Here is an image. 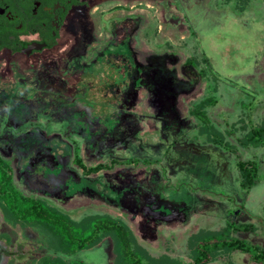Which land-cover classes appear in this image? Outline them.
Masks as SVG:
<instances>
[{"label": "rangeland", "instance_id": "1", "mask_svg": "<svg viewBox=\"0 0 264 264\" xmlns=\"http://www.w3.org/2000/svg\"><path fill=\"white\" fill-rule=\"evenodd\" d=\"M121 2L103 20L108 63L82 68L70 101L36 99L20 113L16 98H0V158L14 185L83 231L100 217L124 223L150 264H188L209 237L264 249V145L240 144L264 126V0ZM90 53L80 59L99 60ZM205 102L208 124L192 114ZM77 157L88 167L122 164L86 175ZM250 160L259 173L246 190L238 162ZM0 209L9 244L23 248L8 264H126L114 235L71 253L45 224L17 219L1 200ZM211 256L209 264H264L226 249Z\"/></svg>", "mask_w": 264, "mask_h": 264}, {"label": "flooded vegetation", "instance_id": "2", "mask_svg": "<svg viewBox=\"0 0 264 264\" xmlns=\"http://www.w3.org/2000/svg\"><path fill=\"white\" fill-rule=\"evenodd\" d=\"M115 1L112 8L102 9ZM121 1L0 0V98L5 101L16 98L23 108L12 111L20 113H25L27 105L30 108L36 99L70 101L85 74L81 69L108 63V60L100 62V58H106L101 46V40L107 36L103 20L110 10L123 6ZM134 31V42L140 47L142 26ZM90 51L99 53V60L80 59ZM31 79L37 83L32 84ZM31 85L34 95L29 91ZM38 180L35 177L34 181ZM57 181L61 179L52 183ZM40 184L43 190L53 192L49 185ZM7 234L2 230L0 217V264H8L22 254L23 248L20 245L13 248L5 237Z\"/></svg>", "mask_w": 264, "mask_h": 264}, {"label": "trees", "instance_id": "3", "mask_svg": "<svg viewBox=\"0 0 264 264\" xmlns=\"http://www.w3.org/2000/svg\"><path fill=\"white\" fill-rule=\"evenodd\" d=\"M190 61V59L187 60V62ZM206 106V102L198 105L193 109L192 114L203 123L208 124L210 121L206 114ZM213 142L224 145L221 140H213ZM240 144L244 147L263 146L264 126L252 127L245 137L240 140ZM136 162L132 161L131 164H135ZM76 163L86 175L97 174L102 171H111L117 164H122L120 161L114 160L111 164L99 163L95 166L88 167L79 157L76 158ZM238 169L241 174V186L246 190H250L257 183L259 173L257 161H240L238 162ZM0 200L8 206L17 219L45 224L65 241V245L71 249V253H78L90 249L103 236L114 235L119 244L120 256L126 264H150L143 259L141 253L134 249L132 233L124 223L109 217H100L93 221L89 229L83 231L66 215L54 210L37 198L22 194L13 183V170L11 165L2 158H0ZM228 227L235 233L249 232L253 229L250 225L245 224H230ZM215 238L209 237V241L199 243L193 261L188 264H209L213 261L211 256L212 252L221 249L250 253L253 261L256 263H264L263 248L249 245L240 239L215 242ZM48 264L59 263L52 261ZM77 264L84 263L78 262Z\"/></svg>", "mask_w": 264, "mask_h": 264}, {"label": "crops", "instance_id": "4", "mask_svg": "<svg viewBox=\"0 0 264 264\" xmlns=\"http://www.w3.org/2000/svg\"><path fill=\"white\" fill-rule=\"evenodd\" d=\"M146 5H151L152 6V8L154 9V4H152V3H150V2H148V3H146ZM141 13H142V11H141ZM144 14V13H143ZM147 17V16H146Z\"/></svg>", "mask_w": 264, "mask_h": 264}]
</instances>
